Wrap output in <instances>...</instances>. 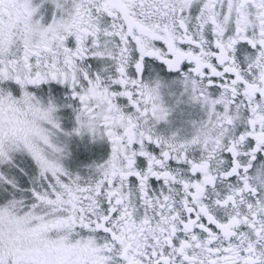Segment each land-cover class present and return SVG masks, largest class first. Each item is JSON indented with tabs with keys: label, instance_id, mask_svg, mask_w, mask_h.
<instances>
[{
	"label": "snow or ice",
	"instance_id": "1",
	"mask_svg": "<svg viewBox=\"0 0 264 264\" xmlns=\"http://www.w3.org/2000/svg\"><path fill=\"white\" fill-rule=\"evenodd\" d=\"M53 3L61 15L45 26L32 0H0V164L22 150L44 180L29 203L0 176V264H264V0ZM241 42L255 52L246 69ZM89 57L111 61L115 76L93 74ZM165 67L209 106L206 139L169 145L156 134L163 83L143 77ZM51 81L79 105L71 133L37 94ZM82 114L112 145L86 184L61 163L60 136L83 135ZM219 183L229 191L210 204Z\"/></svg>",
	"mask_w": 264,
	"mask_h": 264
},
{
	"label": "flooded vegetation",
	"instance_id": "2",
	"mask_svg": "<svg viewBox=\"0 0 264 264\" xmlns=\"http://www.w3.org/2000/svg\"><path fill=\"white\" fill-rule=\"evenodd\" d=\"M34 6H38V12L34 19H40L43 17L42 23L47 26L55 16L61 15L60 11L56 8L53 0H32ZM66 8H71V0H68V3L65 5ZM199 5L194 9V14L198 11ZM242 48H247L248 53L244 56L243 62L241 63L242 69H246V65L248 62L249 55L254 56L255 52L247 45L245 42H241L237 45L236 57L238 62H240V50ZM152 58H145L146 62L151 61ZM159 63V61H156ZM90 65L93 74L97 71L103 69L104 67H108L111 65V61L102 60L99 58L89 57L85 61V66ZM105 75L112 74L115 76V68L108 67V73H104ZM143 79L145 82L153 83L155 79H160L163 83V101L162 106L167 111V117L164 120L153 121V127L157 135H161L162 137L170 138L173 136H177L180 139H191L193 135L192 127L193 123H199L201 121L207 120L208 117L205 111L202 109L201 104L193 99L192 91L185 90L183 84V75L178 72H169L165 67L164 71L159 73L157 76H144ZM42 92L37 93L41 96L42 101L44 103L49 101V98L55 102L57 106V110L69 112L70 114L76 117V109L79 107L76 103H71V89L64 84H59L58 82L51 81L47 84L40 86ZM18 95V93H17ZM48 104V103H46ZM72 112V113H71ZM73 116V118H75ZM246 118L247 112H244L241 117V121L238 124L239 129H243L246 127ZM88 140L92 143L96 151L94 156L90 159L89 162L92 161L91 167L86 172L82 162L85 160L83 156L76 155L75 161L77 165L73 167V169H68V171L77 169L76 174H72L73 176H80L81 183L86 184L89 182L90 178L95 180V167L97 165L104 164L111 156L112 145L111 142L107 138L99 139L94 138L91 134L87 133ZM60 142L62 143V135L60 136ZM17 154V199H24L27 202H31L32 199V190H41L44 185V180L40 176H37V165L34 163L30 155L25 152H16ZM13 154V155H14ZM22 155L29 161L31 165V172L29 173L27 168V163L22 159ZM202 155L198 148H194L192 152L193 158H199ZM259 157H264V153H258ZM12 163V162H11ZM144 166H146V161L143 162ZM67 170V169H66ZM25 174V179L22 180V174ZM236 178H232L231 183H236ZM154 190L158 193L162 189L161 181H153L152 182ZM229 191V187L225 183L217 184L214 190H210L209 192V203H213L216 194L225 195ZM217 215L227 219V215L225 214V210L217 211Z\"/></svg>",
	"mask_w": 264,
	"mask_h": 264
},
{
	"label": "rangeland",
	"instance_id": "3",
	"mask_svg": "<svg viewBox=\"0 0 264 264\" xmlns=\"http://www.w3.org/2000/svg\"><path fill=\"white\" fill-rule=\"evenodd\" d=\"M49 101L55 104L51 98H49ZM46 102V103H49ZM44 103V102H43ZM44 103L45 105H47ZM56 105V104H55ZM72 113V112H71ZM55 116L58 118L59 123L61 125V128L64 132H73V129L77 127L76 119L73 118L74 115L70 114L69 112H66L65 110L59 111L57 110L55 113ZM75 117V116H74ZM87 133H84L83 135H76L73 134L71 136H64L62 135V143L67 145L66 148V156L61 161L62 165L65 167V169H73L75 165H77V162L75 161L76 155H81L84 157V161L82 164H85L84 168L86 172L92 165V161L90 159L94 156L96 149L91 146L92 143L88 140ZM88 137V138H87ZM31 157V156H29ZM32 158V157H31ZM22 159L27 163V166H24L27 168L28 172H31V165L29 163V159L27 160L23 155ZM37 176L40 178V171L37 166ZM68 171L71 174H76L78 171L77 169ZM24 173L22 174V180L25 179ZM0 176L5 177L7 180H10L13 182V184L17 185V154L13 155V161L12 163H3L0 164ZM7 185L3 180H0V192H3ZM15 198H17V190L15 192ZM11 199V197H9ZM7 203V200L0 199V205H3Z\"/></svg>",
	"mask_w": 264,
	"mask_h": 264
},
{
	"label": "clouds",
	"instance_id": "4",
	"mask_svg": "<svg viewBox=\"0 0 264 264\" xmlns=\"http://www.w3.org/2000/svg\"><path fill=\"white\" fill-rule=\"evenodd\" d=\"M146 83H148V82H146ZM152 94L154 97L157 98L158 103H160V104L164 103V101H163V87L160 88L159 93L153 92ZM197 101L201 104V107L205 111L208 119L201 121L199 123H195V122L193 123V127H192L193 135H192L191 139H180L177 136H173L170 138L164 137L166 144H169V145L189 144L190 145L193 140H201V139L207 138V135L211 131V128L209 126V120L211 119V111H210V108L207 104H205L204 102H202L200 100H197ZM88 125H89V122H88L86 114H82L80 126H81V130H82L83 134L84 133H89V134L91 133V129L89 128ZM144 127H146V125L144 123H140L138 125V128H144ZM96 132H97V135L95 138L103 139V137H101L99 135V128L98 127L96 129ZM21 152H22V150H21ZM95 174H96V169H95ZM235 210L237 211V213H239L241 211L239 209V205L236 206ZM232 212H233V209H227L225 211V214L230 215Z\"/></svg>",
	"mask_w": 264,
	"mask_h": 264
}]
</instances>
